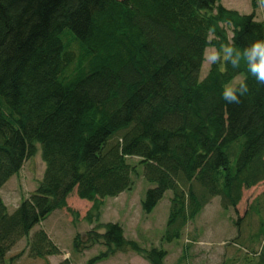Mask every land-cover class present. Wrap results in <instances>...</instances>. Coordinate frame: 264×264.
Wrapping results in <instances>:
<instances>
[{
  "label": "trees",
  "instance_id": "16d2710c",
  "mask_svg": "<svg viewBox=\"0 0 264 264\" xmlns=\"http://www.w3.org/2000/svg\"><path fill=\"white\" fill-rule=\"evenodd\" d=\"M219 3L0 0V188L35 143L45 164L41 182L12 213L0 197V264L74 190L92 203L87 221L97 220L103 199L132 185L128 157L139 158L154 184L144 212L172 191L167 242L212 198L235 208L244 190L264 181V86L249 77V93L236 105L221 92L246 75L243 64L213 65L199 79L209 42L220 48L234 39L243 49L264 39V20ZM219 24L230 27V40ZM102 227L109 252L128 249L165 264L166 251L141 249L117 223ZM28 253L45 258L59 249L38 230Z\"/></svg>",
  "mask_w": 264,
  "mask_h": 264
},
{
  "label": "rangeland",
  "instance_id": "374dc122",
  "mask_svg": "<svg viewBox=\"0 0 264 264\" xmlns=\"http://www.w3.org/2000/svg\"><path fill=\"white\" fill-rule=\"evenodd\" d=\"M219 4L240 14L253 13L256 21L264 20V7L260 0L255 9L250 0H220ZM218 26L230 40V27L225 24ZM212 37L210 35L209 39ZM208 70L203 61L200 80ZM240 77L242 75L229 84ZM127 162L136 168L131 187L116 197L104 198L97 220L87 221L92 203L79 199L74 190L68 195L64 208L53 211L35 225L28 234L29 238L16 242L3 264H89L96 257L102 258L93 264H149L142 255L128 249L109 252L100 238L104 232L102 226L106 223H117L124 238L135 241L143 250L158 248L166 251L165 264H264V181L244 190L235 208L223 209L219 197L212 198L186 223L179 239L167 242L164 233L172 191H166L150 213L144 212L142 200L146 190L154 184L144 178L138 157H128ZM44 170L40 145L35 143L34 155L28 157L19 172L0 188V197L8 213L29 198L41 182ZM38 230L46 232L58 247L59 254L45 258L30 257L29 240Z\"/></svg>",
  "mask_w": 264,
  "mask_h": 264
},
{
  "label": "clouds",
  "instance_id": "9594fccd",
  "mask_svg": "<svg viewBox=\"0 0 264 264\" xmlns=\"http://www.w3.org/2000/svg\"><path fill=\"white\" fill-rule=\"evenodd\" d=\"M264 7V3L261 2ZM203 61L211 68L213 65L224 63L230 65L233 69H240L243 64L246 75L237 78L233 83L223 87L221 98L228 104L239 105L241 98L249 93L248 78L255 80L257 85L264 86V39H258L251 42L243 49L235 45L233 39L231 43L217 48L211 45L203 51Z\"/></svg>",
  "mask_w": 264,
  "mask_h": 264
}]
</instances>
